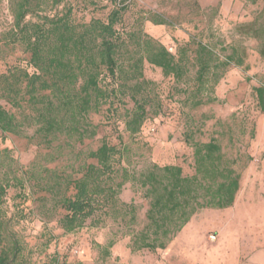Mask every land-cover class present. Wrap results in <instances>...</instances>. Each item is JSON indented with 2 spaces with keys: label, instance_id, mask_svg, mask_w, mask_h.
Wrapping results in <instances>:
<instances>
[{
  "label": "rangeland",
  "instance_id": "1",
  "mask_svg": "<svg viewBox=\"0 0 264 264\" xmlns=\"http://www.w3.org/2000/svg\"><path fill=\"white\" fill-rule=\"evenodd\" d=\"M13 1L0 0V76L14 67L34 70L25 47L6 39L14 23ZM43 1V12L71 8L77 22L106 19L113 6L111 0H64L53 8L49 0ZM160 18L168 23L153 21ZM118 28L124 37L141 28L173 53L186 52L187 73L176 80L144 62V78L150 81L152 92L151 111L137 135L125 128L126 111L134 104L128 94L112 97L99 112L89 114L96 134L82 141L61 136L47 145L28 123L23 125V134L0 130L3 171L27 169L34 175L24 188L10 187L3 206L9 229L20 241L26 259L31 264H264V113L254 91L255 86L264 85V0H131ZM199 41L215 54L202 82L195 61ZM134 46L130 43L129 47ZM240 58L243 65L236 63ZM133 83L128 81L127 90ZM158 102L160 112L153 114ZM0 104L20 118L29 113L28 108L12 106L1 90ZM188 139H215L223 160L240 174V187L231 205L199 209L165 249L155 252L130 247L131 232L143 227L148 208L135 182H127L120 193L121 200L137 205L134 223L130 214L106 215L100 210L73 232L61 227L59 218L64 211L44 186L55 183L59 175L80 176L84 161L95 162L87 153L103 140L123 151L115 166L131 173L157 163L179 165L185 175H193L194 147ZM64 189V185L58 188L60 192ZM110 241L115 243L107 255Z\"/></svg>",
  "mask_w": 264,
  "mask_h": 264
},
{
  "label": "trees",
  "instance_id": "2",
  "mask_svg": "<svg viewBox=\"0 0 264 264\" xmlns=\"http://www.w3.org/2000/svg\"><path fill=\"white\" fill-rule=\"evenodd\" d=\"M49 1L54 8L64 0ZM111 1L113 6L106 19L92 17L88 22H77L71 8L54 14L43 12L42 4L46 3L43 0H37L35 5L34 0L13 1L14 23L6 39L25 47L34 70L14 67L0 76V84H4L1 95L12 106L29 109L20 118L0 104L3 133L23 134V125L28 123L36 127L35 135L47 145L61 136L82 141L96 134L89 114L99 112L112 97L126 94L134 104L126 111L125 128L130 135L141 132L151 111L148 106L152 98L150 81L144 78V62L161 68L166 76L181 80L188 70L187 53L182 50L173 53L141 28L124 37L118 24L131 0ZM40 8L42 13L38 11ZM32 14L37 16L36 20L28 19ZM153 21L168 23L163 18ZM130 43L135 45L134 49H130ZM196 43L197 77L202 82L212 69L215 54L207 44ZM261 54L264 56V48ZM236 63L243 65L244 60L240 58ZM131 80L135 83L127 90ZM218 81L216 75L214 82ZM254 91L258 107L264 113V85L255 86ZM154 109L153 114L160 112L159 102ZM188 142L194 147L193 175H185L179 165L157 163L131 173L126 167L115 166L121 162L123 151L103 140L97 149L87 153L95 162L84 161L80 176L59 175L55 183L44 186L56 206L64 211L59 218L61 227L65 232H73L100 210L106 215L130 214L134 223L137 205L121 200L120 193L127 182H135L148 208L143 227L131 232L130 247L133 251L155 252L165 249L199 209L231 205L240 187V174L223 160L220 144L215 139L206 142L188 139ZM33 176L27 169L3 171L0 166V264H31L9 229L3 206L8 189L24 188ZM63 185L66 190L60 192L58 188ZM114 243L110 241L107 245V255Z\"/></svg>",
  "mask_w": 264,
  "mask_h": 264
}]
</instances>
